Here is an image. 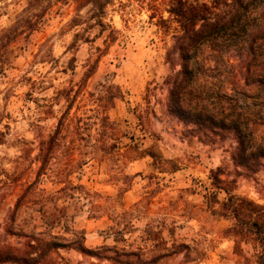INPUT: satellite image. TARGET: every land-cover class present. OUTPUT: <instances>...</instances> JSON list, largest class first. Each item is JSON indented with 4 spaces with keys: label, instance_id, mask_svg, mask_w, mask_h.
<instances>
[{
    "label": "rangeland",
    "instance_id": "rangeland-1",
    "mask_svg": "<svg viewBox=\"0 0 264 264\" xmlns=\"http://www.w3.org/2000/svg\"><path fill=\"white\" fill-rule=\"evenodd\" d=\"M29 1L0 0V250H25L34 235L67 245L37 264H261L253 242L236 251L211 171L221 168L235 194L264 204V164L237 175L233 133L198 134L168 110L167 80L180 69L174 0L54 2L38 30L3 39ZM251 13L258 23L264 0ZM230 37L204 49L197 78L235 101L241 86L232 77L248 50L245 32ZM248 94H258L246 103L262 117L252 124L260 138L264 87ZM66 113L67 144L30 188L41 142Z\"/></svg>",
    "mask_w": 264,
    "mask_h": 264
},
{
    "label": "trees",
    "instance_id": "trees-1",
    "mask_svg": "<svg viewBox=\"0 0 264 264\" xmlns=\"http://www.w3.org/2000/svg\"><path fill=\"white\" fill-rule=\"evenodd\" d=\"M59 1L64 0H30L10 28L2 31L3 39L7 38L11 42L21 35H30L38 30L53 3ZM258 2L259 0H174L170 8L180 26L175 45L180 69L167 80L168 110L187 126L193 125L198 134L225 137L226 134L233 133L237 141L232 153L235 172L237 175L247 176L258 173L264 164V135L256 137L252 128V124L262 117L250 111V106L246 103L247 98L258 97V94H248L250 88L264 87V17L257 18L258 23H254L255 17L251 13ZM41 3L46 4L40 7ZM240 30L246 33L248 50L247 55L239 57L235 66L237 72L232 77V80L239 81L237 84L241 87L235 91L240 97L234 101L228 91L215 97L212 88L199 83L197 78L199 70L208 63V58L203 57L204 49L213 48L218 41L227 39ZM1 43L3 45L0 46V52L7 46L4 40ZM115 98L114 95L113 100ZM102 123L108 124V115H103ZM72 124V119L66 113L49 139L41 142L39 159L42 165L37 180L30 188L37 187L41 176L52 168L55 154L67 144L63 143V139L65 133L73 127ZM3 136L4 132L0 128V140ZM221 171V168L213 169L211 178L215 188L214 197L221 205L218 213L234 219V224L226 232L235 239L236 251L240 250L242 241L253 242L258 251L257 257L264 264V204L235 194L228 181L221 178ZM219 192L226 193L223 201L218 200ZM56 222L52 220L49 224L54 225ZM66 246V243L58 240H46L32 235L25 250L11 246L2 248L0 264L9 261L37 264L44 261L52 250ZM78 249L84 252L90 250L84 243ZM127 264L133 263L128 261Z\"/></svg>",
    "mask_w": 264,
    "mask_h": 264
}]
</instances>
